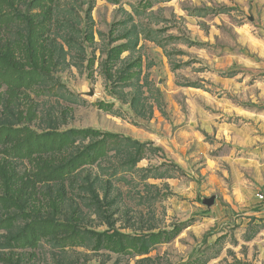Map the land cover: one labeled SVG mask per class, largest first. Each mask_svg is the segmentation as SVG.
I'll use <instances>...</instances> for the list:
<instances>
[{
  "label": "rangeland",
  "instance_id": "1",
  "mask_svg": "<svg viewBox=\"0 0 264 264\" xmlns=\"http://www.w3.org/2000/svg\"><path fill=\"white\" fill-rule=\"evenodd\" d=\"M0 264H264V0H0Z\"/></svg>",
  "mask_w": 264,
  "mask_h": 264
},
{
  "label": "water",
  "instance_id": "2",
  "mask_svg": "<svg viewBox=\"0 0 264 264\" xmlns=\"http://www.w3.org/2000/svg\"><path fill=\"white\" fill-rule=\"evenodd\" d=\"M203 202H204L205 204H207L208 206H211V205L214 204V202H215V196H211V197L205 198V199L203 200Z\"/></svg>",
  "mask_w": 264,
  "mask_h": 264
},
{
  "label": "trees",
  "instance_id": "3",
  "mask_svg": "<svg viewBox=\"0 0 264 264\" xmlns=\"http://www.w3.org/2000/svg\"><path fill=\"white\" fill-rule=\"evenodd\" d=\"M75 132H87V130H74ZM90 131H93V132H95V133H100L99 131L97 132L96 130H90ZM108 134H110V135H112V133H110V132H108ZM76 135V134H75ZM10 136H8L7 138H9ZM60 143V142H59ZM61 144V143H60ZM58 148H60V145L59 146H57ZM56 150V149H55ZM60 170L61 169H63V167H60L59 168ZM58 175H60V174H58ZM59 177V176H58ZM60 177H63V176H61L60 175Z\"/></svg>",
  "mask_w": 264,
  "mask_h": 264
}]
</instances>
